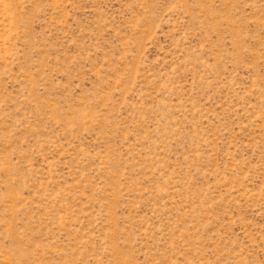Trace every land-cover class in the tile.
<instances>
[{
  "label": "rangeland",
  "instance_id": "1",
  "mask_svg": "<svg viewBox=\"0 0 264 264\" xmlns=\"http://www.w3.org/2000/svg\"><path fill=\"white\" fill-rule=\"evenodd\" d=\"M0 264H264V0H0Z\"/></svg>",
  "mask_w": 264,
  "mask_h": 264
}]
</instances>
